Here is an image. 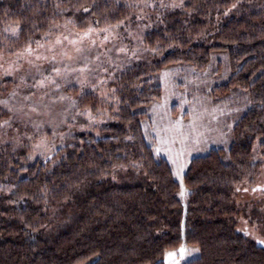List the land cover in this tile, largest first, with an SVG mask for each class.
<instances>
[{"label":"trees","instance_id":"trees-1","mask_svg":"<svg viewBox=\"0 0 264 264\" xmlns=\"http://www.w3.org/2000/svg\"><path fill=\"white\" fill-rule=\"evenodd\" d=\"M64 21L79 29L140 21L159 58L117 71L109 101L85 94L107 121L50 157L30 161L28 143L0 138V264H165V251L181 244L200 250L183 264H264L263 242L243 225L250 201L239 199L264 164V0H0V28L18 24L22 45ZM215 50L229 54L232 70L217 89H246L249 104L228 150L192 159L183 200L142 122L162 96L163 67H203ZM7 115L0 108V120Z\"/></svg>","mask_w":264,"mask_h":264},{"label":"rangeland","instance_id":"rangeland-1","mask_svg":"<svg viewBox=\"0 0 264 264\" xmlns=\"http://www.w3.org/2000/svg\"><path fill=\"white\" fill-rule=\"evenodd\" d=\"M141 23L79 29L69 21L58 22L26 45L17 40L18 24L0 28V108L8 112L0 120L1 140L28 143L32 161L50 157L69 136L104 124L109 117L104 105L83 102L85 94L96 93L109 101L117 71L130 65H153L159 58L144 45ZM231 73L229 54L222 50L213 51L206 66L179 62L157 73L162 96L151 103L142 124L157 157L171 164L183 200L188 195L184 174L192 159L213 148L228 150L234 125L249 104L246 89L225 93L217 89ZM258 148L259 140L256 160L260 159ZM222 158L226 161L228 154ZM249 184L239 192L241 202L250 201L242 209L243 225L264 244V164ZM255 208L260 214L253 222L250 214ZM199 254L198 246L181 244L165 251L164 263L183 264Z\"/></svg>","mask_w":264,"mask_h":264}]
</instances>
